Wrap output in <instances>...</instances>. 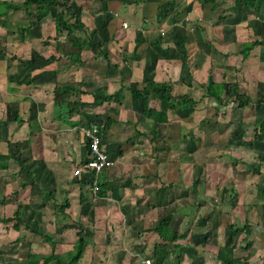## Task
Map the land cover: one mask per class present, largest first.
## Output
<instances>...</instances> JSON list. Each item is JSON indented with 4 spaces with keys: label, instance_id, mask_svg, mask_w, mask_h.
I'll list each match as a JSON object with an SVG mask.
<instances>
[{
    "label": "crops",
    "instance_id": "0c3cea01",
    "mask_svg": "<svg viewBox=\"0 0 264 264\" xmlns=\"http://www.w3.org/2000/svg\"><path fill=\"white\" fill-rule=\"evenodd\" d=\"M25 1L0 0V155L8 156L0 160V264H61L56 258L46 262L45 257L73 251L79 231L85 249L75 264H146V260L227 264L219 258V249L234 243L233 257L246 264H264V201L258 198L264 181L237 185L232 179L230 187L218 189L219 179L215 170L206 169L208 164L202 171L197 163L189 166L188 140L181 136L186 115L204 106L209 110L210 101L213 110L219 105L203 96L204 85L226 82L228 88L237 86L249 96L255 107H238L229 91L230 100L224 98L219 108L232 102L236 115L245 117L236 120L239 126L246 125L241 128L243 139L264 145L254 129L264 114L262 46L257 44L247 57L242 53L245 44L264 41V4L251 1L232 12L226 8L234 0H177L159 24L155 15L168 0H71L86 26L99 33L101 38L93 36L95 43L102 42L101 48L84 46L80 51L74 43L85 39L82 31L59 30L55 7L43 15L38 3L26 6ZM176 8L180 13L174 16ZM185 17L190 19L187 23ZM97 20L99 25L106 21L107 27L101 30ZM138 38L142 41L136 44ZM152 63L155 77L143 79ZM184 65L189 68L187 78ZM148 78L171 82L175 96L189 93L196 99L194 105L170 111L158 133L143 115L144 104L148 101L158 108V100L137 98L131 91L142 88ZM114 81L120 86L112 91ZM125 84L121 98L119 90ZM106 94H114L113 100L97 98ZM128 94L134 101L128 117L124 102L118 108L108 106L116 95L124 101ZM109 117L112 122L102 134V147L112 164L99 175L106 194L93 192L88 211L82 213L79 179L85 174L92 179L83 166L88 158L83 129ZM248 117L253 123L246 121ZM250 126L253 137L248 134ZM18 160L24 162L25 171L19 172ZM258 162L245 160L244 174H262V167L260 173L252 171ZM29 180L22 188L21 183ZM163 185L167 189L161 193ZM45 191L53 192L54 198L45 200ZM63 202H70L65 211L56 206ZM17 208L19 229L16 219L5 220L13 218ZM167 216L171 226L168 235H162L158 225ZM29 226L49 233L54 241H46ZM239 228L242 233L236 237ZM67 236H74L69 246ZM158 246L162 249L157 254Z\"/></svg>",
    "mask_w": 264,
    "mask_h": 264
},
{
    "label": "trees",
    "instance_id": "16d2710c",
    "mask_svg": "<svg viewBox=\"0 0 264 264\" xmlns=\"http://www.w3.org/2000/svg\"><path fill=\"white\" fill-rule=\"evenodd\" d=\"M142 0H136L137 3L141 2ZM201 3L205 2H215L216 0H199ZM251 1H257L259 5L264 4V0H234L233 4L230 6V8H226L227 10H231L234 12L239 8L240 5L242 4H248ZM31 3H38L40 7V11L42 10L43 15L48 14L50 9L52 7L56 8V23H57V28L59 30H66L69 33H72L74 30H80L83 32V36L85 39H78L74 45L76 44L77 50H82L84 46L86 47H91L96 45L97 47H100L102 45V42L95 43V39H93V33L97 32L96 29H89L85 22L82 20V14L81 12H78L77 10L74 9V6L71 2V0H26L25 5L28 6ZM163 3V2H162ZM161 6H159V11L155 15V20L154 22L156 23H163L165 19L170 15V11L174 10L175 5H178L177 0H168V5L164 7V3ZM180 13L179 9H175V13L173 14L174 16H177ZM226 16V15H225ZM224 15L221 14V17H225ZM41 17V16H40ZM175 19V17H174ZM199 30L203 31V28H198ZM187 37V36H186ZM183 39V38H182ZM142 40L137 39L136 44L140 43ZM158 41V40H157ZM187 38L184 37L183 43L186 44ZM158 43V42H156ZM159 44V43H158ZM184 44V45H185ZM260 44L262 46L261 50V59L264 60V41H259L256 40L254 42H249L245 44V47L242 51L244 57H247L249 55V52L257 45ZM101 48V47H100ZM160 48L164 49L163 46L160 44ZM182 51V50H181ZM184 60L188 59V53L186 50H184L183 53ZM51 61V60H49ZM127 87V85H123L122 88L119 90L120 97L123 98L124 96V88ZM71 89V87H68V90ZM173 90V84L169 81H157L155 79L148 78L145 82V85L142 88H138L135 86L133 88L132 93L135 97L137 98H148L147 96H153L156 100L159 102V107H150L148 104V101L144 104L143 112H144V117L147 119L153 121L155 127H156V132L163 131L164 127L166 126V123L169 121V112L170 111H175L176 110H182L185 106L189 105H194L196 102V99L194 98L193 95L189 93L185 94H180V95H173L172 93ZM204 97H208L209 99H212L214 102L218 103L219 105L214 108V112L208 114L202 121H212L214 117H216L220 113V105L223 104L225 96L228 94V92H232L234 95V100L235 102L238 103V107H245L249 104L254 105L255 103L252 102L251 98L247 96L246 94H242L238 91L237 86L228 88L226 82L222 83H217L215 81H209L206 85H204ZM202 96V97H203ZM114 97V94H106L103 98L100 96H97L98 99H102L103 101L105 100H112ZM214 105V103H213ZM112 122V118H108L107 122H97L100 126L101 129V134L105 133L107 128ZM103 123V124H102ZM254 129H255V134L256 137L264 142V114L262 119L254 124ZM242 133H245V129L242 130ZM86 151H87V156L88 158L85 159L83 162V166L85 169L88 170L86 167V163L88 162L89 159V154H90V144L87 142L86 143ZM8 156L0 155V160L1 159H6ZM19 165H20V170L25 171L26 166L23 161L18 160ZM264 163V160L262 162L258 163H253L252 171L255 173H260L261 172V167L262 164ZM30 170V169H28ZM105 170V169H104ZM27 174L31 175V172L28 171ZM101 174V173H100ZM99 174V175H100ZM23 176H29V175H23ZM31 180L28 182H22L21 187L25 188L27 183H30ZM79 184L81 187V206H82V213H85L88 211V208L90 207L89 205L92 203V200L90 196L92 195V185L90 182V178L87 177L85 174L84 176H81L79 179ZM100 188L98 190V194L101 196H104L106 194V183L100 182ZM167 186L163 185L159 188V192L163 193L167 188ZM17 192V191H16ZM15 192V193H16ZM259 192L262 193L261 196L264 198V185H259ZM54 195L53 192L51 191H45L44 199H53ZM162 198V197H161ZM70 202H63L61 204H56V206L61 210L65 211L66 207L69 205ZM59 205V206H58ZM10 219H16L15 227L19 229L20 226V211L19 208L16 209L14 212V217L13 218H7L5 220H10ZM169 219H171V216H167L165 219H162V221L158 225V230L159 232L162 233V235H168L167 232L170 229V222ZM202 223H204V219L202 220ZM230 226H234L233 224H230ZM30 227L31 232L36 233L41 235L46 239V241L51 242V235L49 233L45 232H38L35 228ZM242 228H239L235 231L236 237L240 235V232ZM165 231V232H164ZM164 232V234H163ZM176 236L171 237V240L175 239ZM182 244H178V246H181ZM236 247V244L234 243L233 246L231 247H221L219 249L218 256L219 258L227 263V264H246L244 263L239 257H233L232 253L234 252V249ZM85 249V238L83 236V231L78 232V238L77 241L74 245V250L69 252L66 256L62 254H56L54 252L50 253L49 256L45 257L46 262H50V260L56 258L58 259V262L61 264H75L78 259L82 256L84 253ZM161 247L158 246L157 248V254L161 253ZM29 257L36 259L37 257H40V255L37 254H29ZM163 260L165 259V254L163 255ZM15 264V263H11Z\"/></svg>",
    "mask_w": 264,
    "mask_h": 264
},
{
    "label": "rangeland",
    "instance_id": "374dc122",
    "mask_svg": "<svg viewBox=\"0 0 264 264\" xmlns=\"http://www.w3.org/2000/svg\"><path fill=\"white\" fill-rule=\"evenodd\" d=\"M258 10L259 9H257V11ZM105 17H107V19H110L109 15L105 16ZM186 19L187 18L185 17L184 23H187L188 20H190V19H187V20ZM89 22L91 24L93 22L91 17H90V20H88V24H89ZM95 22H96V24H98V26H100L101 30H104L107 27L106 21H105V23H102L101 25H99L101 23L100 20H97ZM190 28H192V27H190ZM189 32H193V30L190 29ZM193 34H190V35L192 36ZM93 36L95 38L100 37L99 33H97V32L93 33ZM179 37H182V36L179 35ZM149 65H152V67L148 68V70L146 71L148 73L145 72L146 74L143 76V79H146L147 77H155V75H156V71H155L156 64L152 63ZM188 69L189 68L186 69L185 65L182 68V72L186 78L189 76ZM111 78H113V77H111ZM119 86H120V84H118V83H116V81H114L113 87H111V90L114 91ZM229 94H227L225 96L226 100H228V99L230 100L231 95H229ZM197 97H198V95H197ZM130 98H132V97H130V95L128 94L126 96L125 100L121 101L122 99L120 100L119 97L116 95L114 101H112L111 103H108L109 104L108 106L109 107L113 106V107L118 108L119 107L118 103L121 105L124 102L123 110H124V113L126 114V116L128 117V115L130 113L129 109L131 107L133 108V104H134L133 98L132 99H130ZM142 100L143 99H141V100L139 99L137 101L138 104H141ZM157 103H158V101H157ZM201 104H202V102H201ZM231 105H232V102L228 105L226 104L225 107H223L224 105H222V108L220 109V113L216 117H214L215 122L213 121L211 123H206V122L201 120L204 117H206V115L208 116V114L214 112V110L212 109L214 107V105L211 101H210V105L208 107L206 105V107L209 110H207L205 108V106L203 108L199 107L200 109H197L198 111H195V112L193 111L188 116L186 115V117L183 119V120H185V122H188L187 124L185 123L183 125L184 129H183V133L181 135L186 140H188V143H187L188 148L186 147V151H187L186 152L187 153L186 158L189 160L188 164L190 166V165H194V163H197V165H200L202 167V169L200 171L204 170L203 168H205V166L208 164L206 166V169L210 168V170H212V171L215 170V176H217L216 178L219 179L218 189L224 188V185H228L227 187H230L231 182H233L232 179H236L235 181H236L237 185H241V183L242 182L244 183L245 180L247 181V183H252V184L257 183L258 181H262V182L264 181V163L262 164L263 165L262 166V170H263L262 174L250 173L247 176L244 174L245 170H247L246 169L247 166L244 165L245 160L247 162H253V161L258 162L259 160H262V161L264 160V145H262L259 142L258 143H248V140H250V139H247V140L243 139V137H244V135L242 134L243 129H241V128H244V127L246 128V125L243 124V125L239 126V123H238L239 121L236 122V120L237 119L242 120L243 117L241 116V113L239 115H236L237 111L233 110L232 109L233 107ZM249 109H248V111H249ZM233 118H235V119H233ZM243 119H245V117ZM246 121L253 123L254 119H252V117H248L246 119ZM128 127H130V125ZM176 127L178 128V126H176ZM247 129H248L249 136L253 137L254 131L251 129V126L249 128L247 127ZM184 138H183V140L185 141ZM256 139H257V137H256ZM257 141H259V140H257ZM197 152H199V155L197 154ZM203 152H204V154H206L205 155L206 158H204V159L200 156ZM205 152H210L209 153L210 155L205 153ZM207 155H209V156L207 157ZM232 155L235 156L236 159H234L232 157ZM191 159H193V160H191ZM199 162H201V164ZM92 193H93V189H92ZM243 193H245V195L246 194L249 195V192L246 190H244ZM241 194H242V192H240L238 195H241ZM261 194L262 193L258 192V195H259L258 198H261L264 201V198L261 196ZM224 209H227V208H224ZM227 213H225V215ZM219 214H220V216H222L223 211L222 212L220 211ZM82 226H83V224H82ZM76 228L80 229L82 227H76ZM83 228H84V226H83ZM73 238H74V236L65 237L64 241H66V245H68L69 243H72ZM53 241L54 240L52 239V236H51V243Z\"/></svg>",
    "mask_w": 264,
    "mask_h": 264
},
{
    "label": "built area",
    "instance_id": "2783aa9c",
    "mask_svg": "<svg viewBox=\"0 0 264 264\" xmlns=\"http://www.w3.org/2000/svg\"><path fill=\"white\" fill-rule=\"evenodd\" d=\"M125 26L127 24L125 23ZM163 32V30H161ZM85 138L90 144V154L88 162L85 164L88 171L92 174V189L94 193L99 190V174L108 166L112 164L108 154L102 147V134L100 126L96 123L89 125L83 129ZM76 174L80 173V170L75 171ZM146 264H151L150 260L145 261Z\"/></svg>",
    "mask_w": 264,
    "mask_h": 264
},
{
    "label": "clouds",
    "instance_id": "9594fccd",
    "mask_svg": "<svg viewBox=\"0 0 264 264\" xmlns=\"http://www.w3.org/2000/svg\"><path fill=\"white\" fill-rule=\"evenodd\" d=\"M90 182H91V180H90ZM91 185H92V183H91Z\"/></svg>",
    "mask_w": 264,
    "mask_h": 264
}]
</instances>
